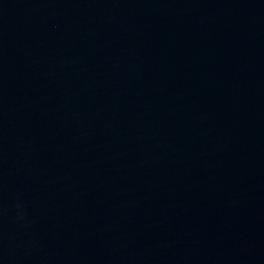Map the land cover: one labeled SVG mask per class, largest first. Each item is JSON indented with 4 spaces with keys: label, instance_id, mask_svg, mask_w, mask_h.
<instances>
[{
    "label": "water",
    "instance_id": "1",
    "mask_svg": "<svg viewBox=\"0 0 264 264\" xmlns=\"http://www.w3.org/2000/svg\"><path fill=\"white\" fill-rule=\"evenodd\" d=\"M0 264H264V0H0Z\"/></svg>",
    "mask_w": 264,
    "mask_h": 264
}]
</instances>
